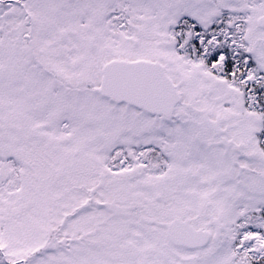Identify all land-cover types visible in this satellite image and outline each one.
<instances>
[{
	"label": "snow or ice",
	"instance_id": "6c2138e0",
	"mask_svg": "<svg viewBox=\"0 0 264 264\" xmlns=\"http://www.w3.org/2000/svg\"><path fill=\"white\" fill-rule=\"evenodd\" d=\"M0 264H264V0H0Z\"/></svg>",
	"mask_w": 264,
	"mask_h": 264
}]
</instances>
